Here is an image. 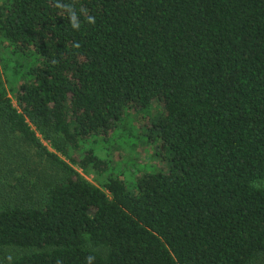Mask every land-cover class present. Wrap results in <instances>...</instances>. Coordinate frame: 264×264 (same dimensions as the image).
Returning <instances> with one entry per match:
<instances>
[{
	"label": "trees",
	"instance_id": "16d2710c",
	"mask_svg": "<svg viewBox=\"0 0 264 264\" xmlns=\"http://www.w3.org/2000/svg\"><path fill=\"white\" fill-rule=\"evenodd\" d=\"M0 72V264H264V0H0Z\"/></svg>",
	"mask_w": 264,
	"mask_h": 264
},
{
	"label": "rangeland",
	"instance_id": "374dc122",
	"mask_svg": "<svg viewBox=\"0 0 264 264\" xmlns=\"http://www.w3.org/2000/svg\"><path fill=\"white\" fill-rule=\"evenodd\" d=\"M131 121H132V125H128L126 123L124 126H122L121 130H119L115 134V136L111 138L112 139L111 145L115 146L114 147L115 150L113 151V156L116 161L120 160L119 161L120 167L123 168V167L131 166L130 169L133 170L137 169L140 171L139 173H142L144 172V170L142 169L143 164H147V165L150 164L151 167L152 166L154 167L155 165L157 167L159 165V159L155 155V151L152 148V145L149 143L146 144L143 141V139L139 136L138 129H140L139 127L142 126L145 120L133 114V116L131 117ZM127 133L130 135V138L127 141H123L122 139H119V136L122 137L123 134H127ZM130 140H132V143H134L133 145L130 144ZM120 142H122L124 146L120 149H117L119 148L117 147V144ZM104 145L105 144H102V146ZM131 147L133 148V152L130 151ZM100 153L102 156H106V157L108 156V151L105 150L104 147L101 148ZM128 164H130V166ZM79 171H81V174H83L85 178L89 179L94 183H98L97 180L100 179V177H98L96 174L94 173L86 174L80 169Z\"/></svg>",
	"mask_w": 264,
	"mask_h": 264
}]
</instances>
